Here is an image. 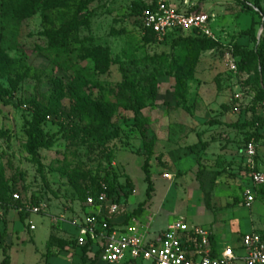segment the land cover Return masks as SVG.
Listing matches in <instances>:
<instances>
[{
  "label": "rangeland",
  "instance_id": "374dc122",
  "mask_svg": "<svg viewBox=\"0 0 264 264\" xmlns=\"http://www.w3.org/2000/svg\"><path fill=\"white\" fill-rule=\"evenodd\" d=\"M23 1L0 0V192L16 189L8 212L19 219L16 208L42 205L30 218L34 234L49 225L48 217L64 224L71 214V223L84 210L82 191L101 186L111 169L131 191L122 209L129 215L136 210L130 218L140 226L164 225L169 218L171 224L209 221L223 230L230 212H241L246 231L251 225L264 236V188L249 208L243 195L248 141L256 169L264 171V101L256 100L253 64L243 61V73L227 64L229 44L250 51L253 42L244 34L254 28L258 41L264 35V0L255 26L257 18L241 0H189L210 16L219 42V49L191 58V72L181 70L179 45L171 38L156 43L141 33L131 12L151 0H37L41 10L28 18L13 13ZM54 32L67 34L65 49L50 45ZM31 103L58 114L42 124L46 142L34 153L27 149ZM132 108L154 140L146 202L145 156ZM25 225L16 221L21 233L10 243V264H47L49 256L22 238ZM231 227L234 236L218 239V248L243 255L241 234ZM87 253L82 261L94 263V250ZM59 263L67 264L63 258Z\"/></svg>",
  "mask_w": 264,
  "mask_h": 264
},
{
  "label": "built area",
  "instance_id": "2783aa9c",
  "mask_svg": "<svg viewBox=\"0 0 264 264\" xmlns=\"http://www.w3.org/2000/svg\"><path fill=\"white\" fill-rule=\"evenodd\" d=\"M141 33H153L158 42L172 32L182 35L194 33L212 41H217L210 27V16L199 10L197 4L189 0H154L138 17ZM229 70L236 72L235 59L231 54L227 57ZM244 155L247 159L245 167L248 172V182L244 186L243 195L245 207L254 202L255 188L264 185V171L257 170L254 159L255 146L252 141L246 143ZM96 195L87 193L83 202L85 211L79 219L71 221V226L77 230L76 244L97 254L98 261L106 264H264V236L258 232H248L241 235L243 255H236L233 249L227 247L221 252L211 244L209 231L194 223L174 222L157 237H149L140 223L130 218L126 223L123 204H118L107 198L105 185ZM18 199L17 195H13ZM42 205L26 204L15 210L24 214L39 215ZM4 214L0 202V218ZM121 220H115L116 217ZM30 230L34 226L29 227ZM3 241L0 236V253ZM2 254V253H1Z\"/></svg>",
  "mask_w": 264,
  "mask_h": 264
},
{
  "label": "trees",
  "instance_id": "16d2710c",
  "mask_svg": "<svg viewBox=\"0 0 264 264\" xmlns=\"http://www.w3.org/2000/svg\"><path fill=\"white\" fill-rule=\"evenodd\" d=\"M241 1H243L245 9L249 12H252L257 18L253 22L254 26L258 25L259 24V22H257L258 17L262 16V15L259 16L261 13V7H260L261 1L260 0H251V2H249L248 0H241ZM147 6L144 5L139 8L133 9L131 15L133 17H137V16L139 17L142 11L147 9ZM41 7H42V2H39L37 0H24L20 4V7L13 8V13L19 17L28 18L34 14H37L41 10ZM138 26L140 25L138 24ZM251 30H252L251 32H247L244 35L250 37L251 41L253 42V50L250 51L244 50L235 43L229 44L227 48L231 49L232 52L231 54L235 59L236 73L238 72L243 73V69H248L244 66L243 61L247 60L249 64H253V66H251L252 69L251 74H253L255 82L257 83V87H258V91L255 96L257 101L262 102L264 101V35L261 36L260 40L258 41L255 37L254 28H252ZM143 35L145 36L146 40L148 39L150 41L158 43L153 33L147 31L143 33ZM169 38L172 39L174 44L179 45V54H181L179 64L182 65L181 66L182 71L186 69L188 72H191L188 64L190 63L191 58L193 56L197 57L199 53H204L210 50L219 49L218 38L217 41H212L210 39L202 37L201 35L194 33L182 35L178 32H172L169 33L162 42H165ZM48 39L50 45L57 50L60 49L63 50L67 46L68 37L65 32H54L48 36ZM152 87L153 89L150 91V95L151 98H154L156 96L155 85L153 84ZM4 94H5L4 91H0V101H3ZM31 108L33 110V115L29 123V130L27 132L28 135L27 149L29 153H34V151L37 148L44 147L46 142L45 135L41 130L42 124L49 117L54 116L55 118H57L58 114H53L49 112L48 108L38 103H31ZM142 108L143 106H139L137 108V111ZM132 109L134 111V117H133L134 126L136 127L140 135L142 141V151H143V155L145 156V160L142 165V173L144 175V182L146 183V191H145V197H146L145 202H146L150 198V194L152 192V182H151V175L148 170V162L152 155L154 140L148 138L147 136V130L145 128L146 120L140 117L134 108ZM229 127L237 128L239 126L237 124H231L229 125ZM101 184L105 185L104 192L106 193L107 198L120 205L121 204L124 205L128 196L131 195V191L123 190L124 188L121 186V184H119L117 175L111 169L105 172ZM262 188H264V185L255 188V191H257V189H262ZM15 191L16 189H9L8 192L7 190L4 192H0V202L3 205L4 213H6L12 207L11 202L15 203V201H13L11 198L12 195L11 193ZM100 191H102L100 185L96 186L95 189L89 187L88 189L82 191L81 200H83L84 202L87 193L96 195ZM141 206L142 205H140V208ZM84 210L82 209V211ZM19 213L20 216L24 214L23 212H19ZM132 216H137L136 210L135 211L133 210L130 213V215L126 214L124 222L126 223ZM0 236L3 241L2 233H0ZM89 247H90L89 244L82 247V251H83L82 259L86 258V255L88 254V253L86 254V252H88ZM90 259H92V262H94L91 264H95L98 261L97 254L93 255V257ZM2 264H8L7 256H4L2 260Z\"/></svg>",
  "mask_w": 264,
  "mask_h": 264
},
{
  "label": "crops",
  "instance_id": "0c3cea01",
  "mask_svg": "<svg viewBox=\"0 0 264 264\" xmlns=\"http://www.w3.org/2000/svg\"><path fill=\"white\" fill-rule=\"evenodd\" d=\"M245 184L243 185L244 189ZM11 209V208H10ZM9 209V210H10ZM85 211V210H84ZM81 215L83 214V212ZM36 215V214H34ZM40 215V214H39ZM66 215V222L64 224L61 223H55L52 222L51 219H49V225L43 226L42 231L34 234L37 230V227L34 223L30 221V218L32 217V214H22L19 219L15 216V211H7L3 214V216L0 218V233L3 235V249L2 254L0 255V264H2V260L4 256H7L8 258V264H10V258H9V247L10 243L12 241V238L19 237V233L17 231L16 221L19 220L23 223H26V231H22V238L28 239L29 243L33 245L35 248V252H43L42 255H48L49 256V262L47 264H57L59 258H63L66 263L70 264H88L84 263L82 261V255L83 251L81 247H78L76 244V235L77 230L73 228L68 223V220L71 219V214H65ZM230 215L232 216V220L230 218V222L228 224L230 225L229 228H225L222 230V227L220 228L221 224L212 225L211 222L205 221L206 223L204 225L199 223H194L196 225H199L205 229H207L211 235V244L216 249L215 251L221 252L222 250L219 249V246H222L223 244L219 243L218 239H222L226 237L228 234H233L234 229L231 227L233 224L237 225L236 232L239 234H244L248 232H257L254 231L252 226L250 225L249 229L250 231H246L245 224L243 218V214L241 212H230ZM43 216V215H42ZM238 216V217H237ZM44 217V216H43ZM123 216L114 218L115 220H121ZM169 218L164 221V225L159 224L157 225H148V226H141L144 233H146L149 237H157L161 232L166 230V228L171 225V223L168 221ZM192 222V221H191ZM30 226H34L33 230H30ZM235 233V232H234ZM234 236V235H232ZM72 240L73 243L71 245H68V241ZM90 249L88 250V252ZM41 252V253H42ZM88 255V254H87ZM89 256V255H88ZM53 259V261H52ZM60 264V263H59Z\"/></svg>",
  "mask_w": 264,
  "mask_h": 264
}]
</instances>
